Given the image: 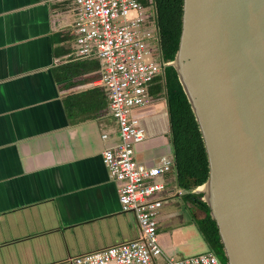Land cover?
Segmentation results:
<instances>
[{
  "label": "crops",
  "instance_id": "obj_1",
  "mask_svg": "<svg viewBox=\"0 0 264 264\" xmlns=\"http://www.w3.org/2000/svg\"><path fill=\"white\" fill-rule=\"evenodd\" d=\"M74 20L72 0H0V264H72L140 235L102 161L119 127L99 61L73 57ZM134 115L147 133L136 161L174 164L166 98ZM156 181L184 195L174 165Z\"/></svg>",
  "mask_w": 264,
  "mask_h": 264
},
{
  "label": "water",
  "instance_id": "obj_2",
  "mask_svg": "<svg viewBox=\"0 0 264 264\" xmlns=\"http://www.w3.org/2000/svg\"><path fill=\"white\" fill-rule=\"evenodd\" d=\"M169 66L202 135L209 177L195 192L227 264H264V0H183Z\"/></svg>",
  "mask_w": 264,
  "mask_h": 264
},
{
  "label": "built area",
  "instance_id": "obj_3",
  "mask_svg": "<svg viewBox=\"0 0 264 264\" xmlns=\"http://www.w3.org/2000/svg\"><path fill=\"white\" fill-rule=\"evenodd\" d=\"M75 5V59L96 58V85L107 93L109 111L119 127V141L102 153L110 179L119 183L121 209L135 216L138 239L82 254L72 264H222L212 252L176 258L159 241V214L166 204L163 182L175 163L162 159L145 166L134 149L146 139V129L134 112L152 102L150 87L170 65L161 57L154 0H72ZM103 139L107 135H103Z\"/></svg>",
  "mask_w": 264,
  "mask_h": 264
},
{
  "label": "trees",
  "instance_id": "obj_4",
  "mask_svg": "<svg viewBox=\"0 0 264 264\" xmlns=\"http://www.w3.org/2000/svg\"><path fill=\"white\" fill-rule=\"evenodd\" d=\"M154 6L161 57L165 63H171L180 43L183 0H154ZM72 67L70 64L66 69ZM94 69H99L97 62ZM150 95L153 98H166L177 188L185 193L182 196L184 200L204 213V217L197 220L200 231L209 252L214 253L221 263H225L226 257L216 222L210 216L209 206L203 201V194L195 192L209 177L205 146L191 105L172 66L166 67L163 74L154 81Z\"/></svg>",
  "mask_w": 264,
  "mask_h": 264
},
{
  "label": "rangeland",
  "instance_id": "obj_5",
  "mask_svg": "<svg viewBox=\"0 0 264 264\" xmlns=\"http://www.w3.org/2000/svg\"><path fill=\"white\" fill-rule=\"evenodd\" d=\"M165 184L167 187L162 197L167 202L163 209L167 213H160L158 221L159 241L164 252L176 258L195 257L207 252L208 246L197 222L204 217V213H191L181 196L170 193L169 190L174 189V182ZM222 264H227V258Z\"/></svg>",
  "mask_w": 264,
  "mask_h": 264
},
{
  "label": "bare ground",
  "instance_id": "obj_6",
  "mask_svg": "<svg viewBox=\"0 0 264 264\" xmlns=\"http://www.w3.org/2000/svg\"><path fill=\"white\" fill-rule=\"evenodd\" d=\"M201 191L207 192V187L202 188Z\"/></svg>",
  "mask_w": 264,
  "mask_h": 264
},
{
  "label": "flooded vegetation",
  "instance_id": "obj_7",
  "mask_svg": "<svg viewBox=\"0 0 264 264\" xmlns=\"http://www.w3.org/2000/svg\"><path fill=\"white\" fill-rule=\"evenodd\" d=\"M193 215V214H192ZM193 217L195 218V216L193 215ZM196 219V218H195ZM197 220V219H196ZM199 220V219H198Z\"/></svg>",
  "mask_w": 264,
  "mask_h": 264
}]
</instances>
